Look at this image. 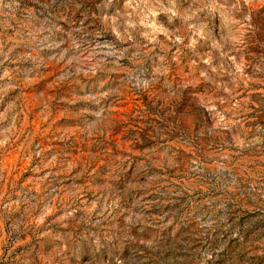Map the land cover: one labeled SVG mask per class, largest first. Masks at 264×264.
<instances>
[{
    "label": "rangeland",
    "instance_id": "374dc122",
    "mask_svg": "<svg viewBox=\"0 0 264 264\" xmlns=\"http://www.w3.org/2000/svg\"><path fill=\"white\" fill-rule=\"evenodd\" d=\"M0 264H264V0H0Z\"/></svg>",
    "mask_w": 264,
    "mask_h": 264
}]
</instances>
